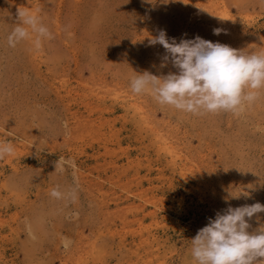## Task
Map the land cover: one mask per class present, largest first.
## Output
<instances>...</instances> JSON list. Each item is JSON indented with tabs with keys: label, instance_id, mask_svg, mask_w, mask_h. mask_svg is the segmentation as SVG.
Returning a JSON list of instances; mask_svg holds the SVG:
<instances>
[{
	"label": "rangeland",
	"instance_id": "374dc122",
	"mask_svg": "<svg viewBox=\"0 0 264 264\" xmlns=\"http://www.w3.org/2000/svg\"><path fill=\"white\" fill-rule=\"evenodd\" d=\"M209 1L237 32L196 0H0V142L15 149L0 160V264H196L210 217L264 204V91L239 113L191 114L131 90L178 72L149 45L160 30L264 51V0ZM22 6L53 34L39 49L8 44Z\"/></svg>",
	"mask_w": 264,
	"mask_h": 264
},
{
	"label": "clouds",
	"instance_id": "9594fccd",
	"mask_svg": "<svg viewBox=\"0 0 264 264\" xmlns=\"http://www.w3.org/2000/svg\"><path fill=\"white\" fill-rule=\"evenodd\" d=\"M17 21L8 36L10 47L32 40L39 49L44 39L53 38L41 18L26 8L17 9ZM214 34L219 35L220 29H214ZM148 42L166 50L161 67L171 62L178 72L157 76L146 71L132 78L130 86L135 94H152L161 105L191 114L239 113L264 91V51L247 53L199 35L177 42L164 30ZM14 154L11 143L0 142V160ZM50 195L59 199L63 194L53 189ZM260 213L264 204L259 202L218 211L191 239L193 260L196 264H264V226L249 231V221L259 219Z\"/></svg>",
	"mask_w": 264,
	"mask_h": 264
},
{
	"label": "bare ground",
	"instance_id": "6f19581e",
	"mask_svg": "<svg viewBox=\"0 0 264 264\" xmlns=\"http://www.w3.org/2000/svg\"><path fill=\"white\" fill-rule=\"evenodd\" d=\"M17 1V0H16ZM195 2V1H194ZM198 7L201 10H210L209 9V4L210 5H214V9H213V14L215 15V17L222 23H224V30L230 31L233 30V32H237V28L234 25L233 21L231 20L230 16L228 15L227 11L224 10L223 8L219 7L218 5H215L214 3H211V1L209 0H196ZM23 5L27 6V4L23 1ZM23 8V6H22ZM198 8V9H199ZM27 10H31L28 9ZM212 11V10H211ZM244 21V20H243ZM65 84V83H64ZM72 94V93H71ZM99 98V97H98ZM102 99V98H101ZM119 100V99H118ZM131 100V99H130ZM113 101V100H112ZM117 103V102H116ZM131 106V105H130ZM141 117V116H140ZM140 122V121H139ZM160 137V136H159ZM164 143V147L166 148V150L171 152V155L173 156V158H180V153L177 151V149L175 148L173 142H171V139L168 137H160ZM159 139V138H158ZM84 143V142H83ZM160 148V147H159ZM158 148V149H159ZM173 160V159H172ZM73 165V164H72ZM76 171V170H75ZM119 233V232H118ZM117 234V233H116ZM100 240V239H99ZM96 244V243H95ZM90 250V249H89ZM87 252V251H86ZM97 252V251H96ZM84 254V253H83ZM153 254V253H152ZM154 256V255H153ZM84 257V256H83ZM82 257V258H83ZM83 261V260H82ZM152 263V262H151ZM148 264V263H147Z\"/></svg>",
	"mask_w": 264,
	"mask_h": 264
}]
</instances>
